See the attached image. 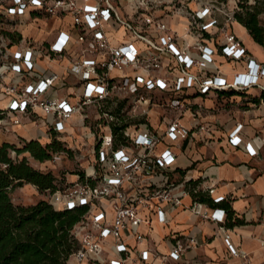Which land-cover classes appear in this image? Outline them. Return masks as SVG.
<instances>
[{
  "label": "built area",
  "instance_id": "2783aa9c",
  "mask_svg": "<svg viewBox=\"0 0 264 264\" xmlns=\"http://www.w3.org/2000/svg\"><path fill=\"white\" fill-rule=\"evenodd\" d=\"M3 2L0 0V11L8 18L12 15L20 18L27 11L34 19H39L40 11L72 16L71 27L60 30L45 52L31 44L20 46L16 42L12 53L5 50L1 54L0 77L5 72L20 76L5 88L10 96L3 109L12 123L22 125L23 116L38 114L44 123L51 124L50 130L62 134L67 130L65 122L84 109L83 105L97 103V123L89 133L95 141L92 162L63 188L46 191L45 199L57 209L88 206L73 228L81 247L70 257H75L77 264L107 263L101 250L104 241L112 238L116 257L109 264H156L160 256L158 264H164L167 257L179 259L183 252L198 244L196 237L176 239L170 253L161 255L148 248L133 249L123 239V233L135 230L136 241L141 243L145 237L136 229L152 220L143 217L140 208L152 209L155 205L160 222H166L162 202L174 209L184 204L181 200L184 196L214 193L213 187L204 188L201 181L188 184L192 179L188 176L177 183L166 176L158 184L153 182L155 176L171 170L176 159L169 147L158 152L159 143L166 138L173 141L186 138L196 131L207 130L208 126L196 122L188 128L177 115L164 128H154L147 119L148 110L156 103L152 96L158 92L165 96L171 110L179 112L189 106L183 103L188 92L206 95L228 88L248 90L255 85L264 92V63L251 58L231 30L233 13L200 0L195 9L182 3L177 10L156 15L150 11L153 0H11L5 6ZM217 11L225 13V18L218 20ZM169 13L184 16L183 31L178 29V22L168 21ZM73 40L79 47L66 70L68 75L78 76L82 85L78 91L60 94L58 89L65 84L62 74L42 70L37 62L43 56L52 59L51 55H69ZM216 53L234 60L245 59L246 71L236 74L232 81L213 73L209 66L216 64ZM120 100H124L123 107H118ZM116 127L124 139L121 143H117ZM241 127L239 122L229 133L233 145L242 143ZM249 145L245 143L243 148L256 154ZM63 151L52 152L50 160H61ZM212 199L215 203L225 200L224 196ZM193 200L190 209L196 212L199 200ZM104 202L111 207V219L107 218ZM197 213L225 229L224 208ZM224 239L232 255L247 257L246 252L231 243L228 231Z\"/></svg>",
  "mask_w": 264,
  "mask_h": 264
},
{
  "label": "crops",
  "instance_id": "0c3cea01",
  "mask_svg": "<svg viewBox=\"0 0 264 264\" xmlns=\"http://www.w3.org/2000/svg\"><path fill=\"white\" fill-rule=\"evenodd\" d=\"M232 24L235 35L239 37L250 57L256 62L264 63V57H261L256 50L251 51L236 33V26L240 33L248 37L252 45L262 51L264 47L250 36L247 28L239 21H233ZM62 29L66 30V28ZM183 30L184 27L180 31ZM76 44L78 45L77 42ZM78 47L76 46L75 49ZM215 58L216 64L209 66L210 71L220 77L224 76L227 81L234 80L236 74L246 71L245 59H230L222 53H216ZM43 59L38 60V68L55 69L54 59L46 56H43ZM62 63L59 73L65 79L68 76L66 69L69 59L64 57ZM247 92L255 95L262 91L255 85ZM224 95L227 94L220 95L212 91L201 95L188 92L183 103L189 106L183 108L181 112L177 110L179 119L188 128L199 122L208 126V129L196 131L186 138L175 141L166 138L157 147L158 152L169 147L170 151L175 153L176 159L172 169L166 174L155 176L153 182L158 184L165 176L173 183L181 181L184 176L199 179L202 187L215 189L212 195L205 194L210 200H199L195 206L196 212L190 209L194 202L191 195L182 197L184 204L174 209L167 202H162V209L168 217L166 222H160L155 205L152 209L140 208L142 216L152 220L150 223H141L136 229L144 235V240L141 243L136 241L135 230L129 229L128 232L123 233V239L133 249L148 248L158 251L161 255L170 253L178 238L198 239V244L194 248L183 252L179 259L167 257L163 261L164 264H264V100L252 102L248 101L246 95ZM219 99L224 104L230 103V105L218 108L216 112L214 110ZM207 108L213 111L203 114V110ZM73 118L65 122L67 129L73 124ZM171 119L168 115L164 116L159 127L164 128L166 122ZM239 122L242 123L240 130L242 143L233 145L229 140V133ZM245 143H249L251 150H255L256 154L245 150L243 148ZM213 196H224L225 200L215 203ZM104 206L107 210V218L111 219L112 210L109 203L104 202ZM225 206L228 208L225 229H221V224L205 219L197 213L205 209L210 212L216 207ZM238 219L242 222L237 223ZM226 230L234 247L246 252L247 257L242 258L230 253L224 239ZM101 251L102 258L107 262L104 264H109L110 260L116 257L112 238L104 241ZM160 261L161 256L155 260V263L158 264ZM68 263L77 264V261L72 256ZM81 264L89 263L82 261Z\"/></svg>",
  "mask_w": 264,
  "mask_h": 264
},
{
  "label": "rangeland",
  "instance_id": "374dc122",
  "mask_svg": "<svg viewBox=\"0 0 264 264\" xmlns=\"http://www.w3.org/2000/svg\"><path fill=\"white\" fill-rule=\"evenodd\" d=\"M4 1V6L11 2V0ZM123 1L125 2V0ZM200 1L203 3L205 2L209 4H215L216 6H221L223 7V10L229 14L233 13L234 11H245V6H242V2L244 3L243 5H254L255 3V0H226L225 2H217V0ZM153 2L154 6L152 9H150V11L154 13V15L159 13L166 14L170 9L177 10L180 5L179 2H171V0H153ZM255 4L257 5L258 9H264V2L259 1ZM190 6L193 8L197 7L195 3H190ZM38 15L39 19H34L35 17H33V15L29 14L27 11L26 13L21 14L20 18L17 16L14 17L13 15L9 18L4 16V21L0 23V56L1 54L5 53V50L6 52L8 50L9 53H12V50H14L16 46L14 44L12 48L8 46L9 40L5 36L4 31L17 30L21 32L22 40L17 42L21 43L20 46L22 44L26 46L31 44L32 46L41 48V50L45 52V49L47 46L49 47L50 42L52 43L56 34L62 28L71 27L72 25V16L70 14L66 15V13H59V15H53L44 11H40ZM169 15L170 16H166L168 21L175 24L178 22V29L182 30V27L185 24L184 16L176 13H169ZM225 15V13L217 11L216 17L218 20H220L224 19ZM259 20H261V23L264 24V10L259 14ZM232 21H235V19ZM232 26L233 24H231V30L234 32ZM236 33H238V35L244 40L251 51L256 50V52L259 53L261 57H264V51L252 45L248 37H246L244 33H240L238 26H236ZM73 42L74 44L71 47L72 50L69 55H51L54 57L52 58L54 59V70L57 72H59V69L61 70L60 65L63 64L62 62L64 57L72 59V55L77 46L74 40ZM8 55L9 59L11 60L12 56H10V54ZM39 59L44 60L43 57H40ZM45 67L47 66L45 65ZM207 73L211 74L210 71ZM18 77L20 76L13 72H5L3 73L2 77H0V108H5L10 96L7 92H5V88L12 86ZM64 80L65 84H63L58 89L60 94H69L71 90L78 91V88L82 85V82L78 76L76 77L69 74ZM144 94L145 96L148 95V93ZM129 99V101L132 102L133 98L131 99L129 97ZM152 101H155L156 103L151 105L147 115V119L150 120L152 127L159 128V126L162 125L163 117L166 115L172 119L178 115V111L176 109L171 111L170 107L167 106L165 96H163L160 92L153 94ZM96 104V102H91L87 105H83L84 109L79 111L73 118V124L70 126V129L65 130L62 134H57L58 139L64 142V145L66 146V150L64 149L61 160L54 162L50 159H47L46 161L42 162L32 156L29 152L16 153L13 149L10 151V155L14 158L18 157V159L24 158L30 164V166L32 165L34 168L43 172L51 171L56 176L58 185L63 186L64 183L75 178V174L80 172L79 170L87 168V166L93 160L92 150L95 146V141H93L91 136V139L89 138V133L97 123L96 121L98 118V111ZM229 105L230 103L224 104V102L219 99L214 111L217 112L218 108L220 109ZM212 111L213 110L207 108L203 110V114H207ZM21 124L22 125L15 123L13 124L11 117H8L7 115L3 118H0V145L3 142H10L15 143L18 147H22L24 142L30 141V139H37L45 145L51 140L49 136L51 134L49 126H51V124L48 121L44 123L42 117L38 114H32L30 117L23 116ZM46 195V191L40 190L32 182H24L22 185H16L11 191V197L14 203L32 204V202L45 198Z\"/></svg>",
  "mask_w": 264,
  "mask_h": 264
},
{
  "label": "trees",
  "instance_id": "16d2710c",
  "mask_svg": "<svg viewBox=\"0 0 264 264\" xmlns=\"http://www.w3.org/2000/svg\"><path fill=\"white\" fill-rule=\"evenodd\" d=\"M189 7L196 6L199 0H174ZM226 0H217V2ZM264 0H255V3ZM243 5L245 11H234L235 21L243 24L250 36L264 47V24L259 20V14L264 10L257 5ZM4 15L0 11V23ZM9 40V47L22 39L17 30L4 31ZM245 89L228 88L219 90L220 95H246L248 101L264 100V92L260 94L248 93ZM124 106V100L118 102V107ZM6 116L5 110L0 108V118ZM115 128L117 143L124 141L122 134ZM50 141L45 145L37 139L24 142L22 147L15 143L3 142L0 145V264H68L70 256L80 249L81 244L73 233L74 226L81 221L87 211V205H80L74 209H57L47 199L42 198L32 204L14 203L11 191L16 185L24 182L34 183L40 190L55 191L59 186L56 176L51 172H43L34 168L23 158L18 159L10 155L13 149L16 153L29 152L39 161L51 158V153L66 150L64 142L57 138L54 130L50 131ZM199 179H190L188 184H194ZM65 184V183H64ZM192 199L209 201L205 193H193ZM222 202V201H221ZM226 207V208H225ZM224 209L228 210L227 206ZM237 223L242 222L237 220Z\"/></svg>",
  "mask_w": 264,
  "mask_h": 264
}]
</instances>
